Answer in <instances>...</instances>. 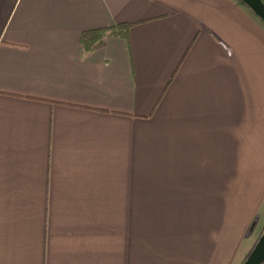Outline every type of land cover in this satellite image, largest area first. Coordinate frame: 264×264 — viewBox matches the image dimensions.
<instances>
[{
  "label": "crops",
  "instance_id": "1",
  "mask_svg": "<svg viewBox=\"0 0 264 264\" xmlns=\"http://www.w3.org/2000/svg\"><path fill=\"white\" fill-rule=\"evenodd\" d=\"M263 231L246 5L0 0V264H243Z\"/></svg>",
  "mask_w": 264,
  "mask_h": 264
},
{
  "label": "trees",
  "instance_id": "2",
  "mask_svg": "<svg viewBox=\"0 0 264 264\" xmlns=\"http://www.w3.org/2000/svg\"><path fill=\"white\" fill-rule=\"evenodd\" d=\"M239 2L245 5L242 1L239 0ZM131 25L132 24L122 23L115 24L111 29H96L86 31L82 35V44L85 47L92 49L94 46H99L103 44L108 36H126Z\"/></svg>",
  "mask_w": 264,
  "mask_h": 264
},
{
  "label": "water",
  "instance_id": "3",
  "mask_svg": "<svg viewBox=\"0 0 264 264\" xmlns=\"http://www.w3.org/2000/svg\"><path fill=\"white\" fill-rule=\"evenodd\" d=\"M264 22L263 0H240ZM243 264H264V231Z\"/></svg>",
  "mask_w": 264,
  "mask_h": 264
},
{
  "label": "rangeland",
  "instance_id": "4",
  "mask_svg": "<svg viewBox=\"0 0 264 264\" xmlns=\"http://www.w3.org/2000/svg\"><path fill=\"white\" fill-rule=\"evenodd\" d=\"M239 1V0H238Z\"/></svg>",
  "mask_w": 264,
  "mask_h": 264
}]
</instances>
